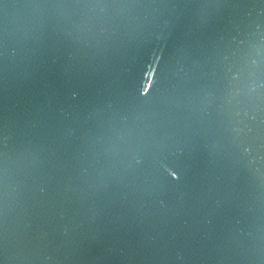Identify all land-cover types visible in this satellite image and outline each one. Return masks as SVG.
<instances>
[{
	"label": "water",
	"instance_id": "1",
	"mask_svg": "<svg viewBox=\"0 0 264 264\" xmlns=\"http://www.w3.org/2000/svg\"><path fill=\"white\" fill-rule=\"evenodd\" d=\"M0 264H264V0H0Z\"/></svg>",
	"mask_w": 264,
	"mask_h": 264
}]
</instances>
